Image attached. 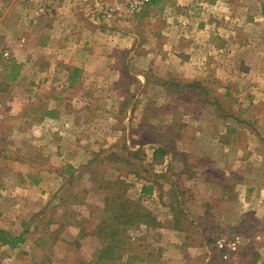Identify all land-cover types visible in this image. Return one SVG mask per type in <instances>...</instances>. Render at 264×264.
Listing matches in <instances>:
<instances>
[{
	"label": "crops",
	"instance_id": "0c3cea01",
	"mask_svg": "<svg viewBox=\"0 0 264 264\" xmlns=\"http://www.w3.org/2000/svg\"><path fill=\"white\" fill-rule=\"evenodd\" d=\"M128 3L0 0V39L27 54L14 61L10 83L44 88L37 120L27 116L33 100L23 109L14 103V115L29 122L14 130L35 140L6 142L8 127L1 129L0 232L24 219L11 217L8 203L45 211L58 199L60 210L57 185L100 163L162 225L156 244L166 251L135 253L137 264H222L214 237L253 226L231 263L251 264L264 252V0H151L135 14ZM110 10L113 19L104 15ZM40 54L44 61L32 63ZM146 129L168 141H144ZM102 176L94 181L103 185Z\"/></svg>",
	"mask_w": 264,
	"mask_h": 264
},
{
	"label": "rangeland",
	"instance_id": "374dc122",
	"mask_svg": "<svg viewBox=\"0 0 264 264\" xmlns=\"http://www.w3.org/2000/svg\"><path fill=\"white\" fill-rule=\"evenodd\" d=\"M131 1L132 0H129V3ZM129 3L126 5V9L131 13L132 11H130L129 9ZM149 3H151V1ZM147 4L143 5L138 11L132 12L131 14L141 13L142 11H145L146 7L148 6ZM107 12H105L104 15ZM108 19H113V16ZM2 40L0 39V44L10 49V51L13 53V58L11 59V61L5 63V73L0 81V99L5 103L6 108L9 111L8 114H6L3 124L0 128V135H3V131L1 133L2 127H8V134L5 135L6 137L3 136L4 140H7L6 142L16 141V143L18 144L23 141V143H26L35 140L37 136H33L34 134H30V132L28 131L24 132L27 133L24 137L23 131L19 132L14 130L17 128L23 129V127L29 126V122L24 119L26 118L24 114L20 117L14 115V103L17 102L19 108L23 109L24 106L30 104L28 103V100H33V104H31V106L28 108L27 116H29L30 119L34 118L35 120H37L39 118L38 111L42 108V105L38 106L39 103L37 98L40 96V94L44 93V88L40 87L42 83L39 80H35L34 82L32 81L30 83H28V81L24 83L20 81L17 84L10 83V80L12 79L11 76L12 74H14V70H12L14 61H16L17 58L22 59V55L25 59L27 54L26 51H20L19 53H16L15 51L21 48L16 47L14 49L13 45H10L7 41L4 42L5 40ZM250 40L255 43L259 42L256 37L254 39L251 38ZM257 54L259 57H261L262 55L261 52ZM44 56V54H40V56L35 55L31 62L40 63L42 60L44 61ZM35 72L33 71L34 76ZM27 75L31 78L32 71L30 74L25 73V76ZM36 76H38L37 73ZM23 113H25V110ZM166 134L167 133L164 131L150 132L146 129L144 133H142V136L143 140L146 142L156 141L159 144H165V142L168 141ZM24 138L26 139V141L24 140ZM132 157L131 161L133 160L134 163H139V161H141L140 159H143V154L142 152H138L136 157L137 159H134ZM130 169V165H126V167H123L124 174H126V172H128ZM148 169L152 168L148 167ZM103 174L104 180H106L103 183V186H105L109 181V183L115 182L118 172L108 165L98 163L92 165L91 167L86 166L85 176L83 178H76L74 182L68 181L64 184L59 183V185H57L56 187L54 186V181H48L47 187H51L50 185H52L54 189L55 187L57 189L61 188L60 195L62 197L63 204L60 210L55 209L56 202L58 203V199L57 201L53 199V201L47 205L45 211L42 210L43 208H41L40 210L39 208H34V211L27 212L26 210L23 211L21 208L24 206V204L19 205L8 203L7 207L12 208V210L11 212H6L9 213L11 217L14 216V218H17L22 216L24 219L18 223V226H14V228H8V230L1 231L3 232V235L0 238V264H104L97 257L100 255L102 249L104 248V245L101 243L100 238L96 234V232H98L97 227L100 224L101 219L103 218L102 207L104 205V196L100 193L103 187H101L102 184L99 180L94 181V178H102ZM105 191L107 192L108 190ZM109 194H112L111 191L109 192ZM135 197L136 195H131L128 191V199L132 200L135 199ZM78 199L83 201L84 204L76 205L77 203L75 200ZM141 204L145 206L144 203L141 202ZM2 209L3 207H0V211H2ZM25 209L27 208L25 207ZM18 219L20 218H17V220ZM58 219H62L63 221V225L60 228L54 226L55 222ZM249 221L251 225L255 223L252 219H249ZM20 223H24V226H21ZM256 225L258 224L256 223ZM254 228L255 227L252 226L249 229H244L246 230L244 233H230L229 231H227V233H222L218 235V237H214L216 241L221 237H227L229 239L234 235L240 237L239 250L232 253L228 252V259H224V254L227 251L217 248V246H215L216 242L215 244L214 242L212 243L213 250L215 251L214 253L217 254L215 256L222 259V264H231L232 262L238 260V255L236 254L240 253L242 245H244V240H249L251 237H253L254 234H256L257 230ZM157 230L158 229H152V233L150 232V236H148L149 232H145L146 230L144 229V227H141L137 230H129L125 236L129 239L126 240V244L124 245V250H128L127 252H120L121 255L127 253L123 257L122 261H127L126 259H128L135 253H137L138 255H147L152 247L158 248L160 250V254L162 252L164 253V251H166L164 245L156 244V241H160L159 232ZM21 236L24 238L25 242L19 243L16 248H12L8 245L3 244L4 240H10L11 237ZM146 237L152 242H149ZM128 252L130 253L128 254ZM115 255H118V252H116ZM247 256L251 257L252 255ZM131 259L132 264H137L139 262L138 259H134L132 257ZM251 259L252 258H249V262H251V264H264V252H259L258 257L255 258L254 261H251ZM112 264H121V262L120 260H116Z\"/></svg>",
	"mask_w": 264,
	"mask_h": 264
},
{
	"label": "trees",
	"instance_id": "16d2710c",
	"mask_svg": "<svg viewBox=\"0 0 264 264\" xmlns=\"http://www.w3.org/2000/svg\"><path fill=\"white\" fill-rule=\"evenodd\" d=\"M197 87V84L193 85ZM158 158H162L166 155L165 149H159L156 152ZM104 185V184H103ZM102 185V187H103ZM104 188L111 191L108 198L107 207L102 210L103 218L97 227L98 232L96 234L100 238L101 243L104 245L99 256L100 261L104 264H112L116 260H120L121 264H132V258L137 259V255L133 254L131 257L123 262V257L127 254L121 255V251L127 252L125 249L126 234L129 230H137L142 226L147 229H159L161 228V223L158 221L157 217L150 211L147 207L141 204V201H135L127 198V185L123 182H112L107 183ZM143 193L148 194L152 192V187L144 186ZM177 203V201L172 202V206ZM175 214L179 217L178 222H182L183 212L178 205L174 206ZM3 232L0 233V238ZM128 237V236H127ZM218 237V236H217ZM216 237V239H217ZM215 244L216 240H212ZM24 238L21 237H11L10 240H4L3 244L8 245L12 248H16L19 243H24ZM216 246V245H215ZM123 247V248H122ZM122 248V250H121ZM118 252V255H115ZM130 252H128L129 254ZM129 256V255H128Z\"/></svg>",
	"mask_w": 264,
	"mask_h": 264
},
{
	"label": "built area",
	"instance_id": "2783aa9c",
	"mask_svg": "<svg viewBox=\"0 0 264 264\" xmlns=\"http://www.w3.org/2000/svg\"><path fill=\"white\" fill-rule=\"evenodd\" d=\"M151 0H132L129 3V9L132 12L138 11L143 5L149 3ZM114 10L108 11L106 14L108 17H112ZM13 58V53L9 48H6L2 44H0V81L5 73V63L11 61ZM8 109L6 108L5 103L0 99V128L3 124L4 118L6 114H8ZM216 246L220 250H226L227 252L224 254V259L229 258L228 252H237L240 246V237L234 235L232 238L221 237L216 241Z\"/></svg>",
	"mask_w": 264,
	"mask_h": 264
}]
</instances>
